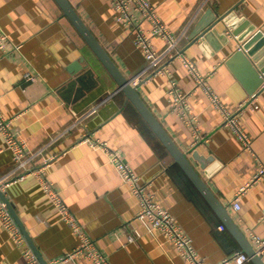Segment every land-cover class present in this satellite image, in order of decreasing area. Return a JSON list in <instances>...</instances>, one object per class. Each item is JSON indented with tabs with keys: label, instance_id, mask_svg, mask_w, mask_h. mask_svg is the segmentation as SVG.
<instances>
[{
	"label": "crops",
	"instance_id": "1",
	"mask_svg": "<svg viewBox=\"0 0 264 264\" xmlns=\"http://www.w3.org/2000/svg\"><path fill=\"white\" fill-rule=\"evenodd\" d=\"M69 1L127 78L146 67L133 30L116 19L112 0ZM149 1L178 38L185 58L206 77L221 106L198 84L182 57L167 60L165 72L142 81L137 90L254 245L253 234L264 238V177L242 195L239 210L233 202L239 188L264 164V81L250 92L257 76L237 52L245 42L240 37L250 29L247 38L258 32L264 38V0ZM208 8L218 15L234 9L229 16L240 33L235 35L232 24L223 20L202 37L190 38ZM0 27L13 45L20 46L0 47V110L14 119V132L36 153L32 167L37 170L46 162L47 178L111 264L189 263L161 232L148 231L136 219L140 199L122 180L107 151L85 141L88 137L123 152L155 201L175 216L207 263L243 250L141 112L124 92L116 91V80L56 0H0ZM153 42L158 51L166 48L167 42L158 36ZM259 50L264 60V42ZM80 57L84 68L71 71ZM28 74L35 79H27ZM173 81L188 94L191 121L172 109ZM254 93L258 107H246L239 116L240 127L251 138L252 149H247L223 120L225 110L236 112ZM13 168V151L0 133V176ZM5 195L49 264L78 245V234L61 217L38 176L10 183ZM133 228L141 233L135 243L127 240ZM28 249H32L28 240L19 245L0 220V264H30ZM59 264L91 263L80 256Z\"/></svg>",
	"mask_w": 264,
	"mask_h": 264
},
{
	"label": "built area",
	"instance_id": "2",
	"mask_svg": "<svg viewBox=\"0 0 264 264\" xmlns=\"http://www.w3.org/2000/svg\"><path fill=\"white\" fill-rule=\"evenodd\" d=\"M114 9L116 11L115 17L124 25L129 26L134 32V42L142 49L147 65L144 69L138 72L133 78V86H138L142 81L155 75V73L165 72V62L172 60L174 57H182L185 65L196 76L199 85L203 86L206 93H209L212 101L221 106L219 97L213 93L210 87L206 84V77L199 73L196 64L186 59L183 51L179 49L178 38L164 24L162 19L157 13L154 5L149 0H112ZM148 23L150 26H145ZM155 36H158L167 42L166 48L163 51H158L156 44L153 42ZM13 46L18 49L19 45H13L9 35L0 27V47L7 49ZM27 79L34 80L35 76L28 74ZM169 91L171 94V103L173 111H177L188 121L193 120L189 118V111H187L188 94L179 91L175 81L172 83ZM256 93L252 94L249 99L239 104L236 112H229L225 110L223 120L224 126H229L233 129L240 144L247 149H252L251 138L247 132L240 127L239 116L246 107L256 109L258 107L255 102ZM14 119H9L3 115L0 110V133H3L7 147L13 151L14 168L9 172L0 176V220L6 229L14 236L15 241L22 245L27 241L24 236L20 225L11 213L9 206L5 200L2 199L1 193H5L9 184L20 179L25 178L27 175L34 174L38 176L41 184L48 197L53 201L57 207L64 221L71 227L73 232L78 234L79 243L69 253L58 258L53 264L61 262L75 261L80 256L85 257L91 264H111L108 257L97 246L96 242L83 231L77 221V217L71 212L67 202L63 199L59 188L55 183L50 181L45 173L47 167L46 162L37 168L32 167V160L36 153L29 149V146L23 138L17 135L13 129ZM94 147H102L107 151L110 161L115 164L121 178L126 181L132 192L140 199V210L136 214V219L144 224L146 229L150 232H161L168 241H171L175 248L180 252L183 258L189 264H209L200 255L197 248L194 247L191 236L183 231L182 227L176 221L174 215L163 207L160 203L155 201L154 194L148 190L145 183L140 180V176L134 171L130 164L127 163L123 152L120 149L112 148L105 142L100 140H92L87 138ZM264 177V164L254 173L251 179L245 182L236 193L233 202L235 210L241 208V197L245 192L255 183ZM220 229L224 230L225 225H220ZM128 242L135 243L140 237L141 233L135 228L127 232ZM256 253L262 256L264 260V238L258 234H253L252 237ZM30 258V264H42L38 256L32 249L26 251ZM251 261V256L243 250L236 251L230 256L224 258L222 261L213 264H246Z\"/></svg>",
	"mask_w": 264,
	"mask_h": 264
},
{
	"label": "water",
	"instance_id": "3",
	"mask_svg": "<svg viewBox=\"0 0 264 264\" xmlns=\"http://www.w3.org/2000/svg\"><path fill=\"white\" fill-rule=\"evenodd\" d=\"M59 4L60 8L64 11V14L69 17L73 25L78 29L84 40L91 47L99 61L106 67L110 75L116 80L118 84V88L116 91H122L127 96V99L130 100L138 112H141L151 129L154 130L156 135L160 138L164 146H166L167 150L173 157L174 161L178 163L188 178L196 185L202 196H204L207 202L212 206L216 213L220 216L221 220L225 223L226 227L235 234L236 238L239 241L240 246L243 248V251L248 253L251 256V261L254 264H264V260L262 256L256 253L255 247L251 243V241L247 238L242 230L239 229L237 224L235 223L233 217L230 213H227L226 208L219 201L218 197L215 196L211 188L207 185L204 179L200 176L198 171L196 170L194 164L190 162L187 154L182 151L179 145L174 142L166 128L163 127L158 117L151 111L148 104L143 99L142 95L138 92V86H132L130 83V78H127L122 71H120L116 62L112 59L111 55L105 48L103 44L100 43L96 35L93 33L90 27L86 24V22L79 15L78 11L75 10L73 5L69 0H56ZM234 9L228 11L223 15H218V13L213 8H208L203 16L196 23L194 30L191 33L190 38L198 39L206 34L207 31L211 30L220 21L225 20L226 23L232 24L231 27H234V34L238 35L240 29L237 28L236 24L231 22V17L229 16ZM251 29L244 33L240 40H245L243 48L237 52L238 56L243 55L254 73L257 76L256 84L251 87L249 90L253 92L259 85L264 81V60H262V52H260V46H262L264 42V38H262L261 33L258 32L255 35H252L247 38L248 33ZM247 38V39H246ZM261 38V39H260ZM261 40V41H260ZM258 42L257 45H255ZM252 57V60L250 57ZM83 58L80 57L79 60L75 61L71 66V71H79L84 68L82 65ZM254 63L256 65H254ZM258 67V69H256ZM197 158H201L198 153H195ZM201 160V159H200ZM1 197L5 202H7L11 213L14 218L17 220L18 224L23 231L24 236H26L33 252L38 256L39 260H41L42 264H49L43 257L42 253L38 251L36 246L34 245L33 240L24 227V224L21 219H19L16 210L13 204L8 200L5 193H1Z\"/></svg>",
	"mask_w": 264,
	"mask_h": 264
},
{
	"label": "bare ground",
	"instance_id": "4",
	"mask_svg": "<svg viewBox=\"0 0 264 264\" xmlns=\"http://www.w3.org/2000/svg\"><path fill=\"white\" fill-rule=\"evenodd\" d=\"M130 83H131V85L133 86V81H132V79H130Z\"/></svg>",
	"mask_w": 264,
	"mask_h": 264
}]
</instances>
